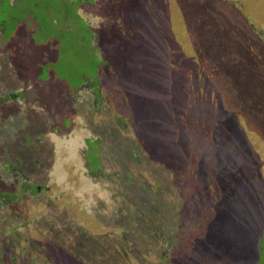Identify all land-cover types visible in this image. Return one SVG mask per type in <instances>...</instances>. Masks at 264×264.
<instances>
[{"label":"rangeland","instance_id":"1","mask_svg":"<svg viewBox=\"0 0 264 264\" xmlns=\"http://www.w3.org/2000/svg\"><path fill=\"white\" fill-rule=\"evenodd\" d=\"M63 1L0 32V264H264V0Z\"/></svg>","mask_w":264,"mask_h":264},{"label":"trees","instance_id":"2","mask_svg":"<svg viewBox=\"0 0 264 264\" xmlns=\"http://www.w3.org/2000/svg\"><path fill=\"white\" fill-rule=\"evenodd\" d=\"M32 1L33 0H14V1H12V0H0V32H3V33H1L3 36H5V37H10L11 36L9 34L7 35V33H6L7 29H10V26H9V22L10 21L12 22V25H13L12 26L13 32H14V30L17 28V26L19 24L31 22L30 16L33 17L31 15L33 10L32 9L29 10V8H30V4H31ZM80 1L81 0H77V2H80ZM64 2H65V4H67L66 10L70 14V15L68 14L67 17H66L67 22H70L71 24H75V26H78V23L82 24L83 28L89 30L90 29L89 24L84 19H82L80 14H78L76 11H74L73 13L69 12L68 4L70 3V0H64L62 2L61 6H63ZM33 4H38V2L36 1ZM71 4H74L75 6L77 5V3H74V2L71 3ZM49 9L50 8H48V12H49ZM45 12H46V10H45ZM1 13L3 14V16L1 15ZM59 20L62 23L65 22L62 18H59ZM52 21H53V19H52ZM13 32H11V33L13 34ZM97 69H98V65H97ZM98 72H97V77H98ZM70 84H72V83H70ZM71 86H73V85H71ZM73 87H77V86H73ZM29 139H30V137H29ZM87 142H89L88 152L89 153L90 152H95L98 155L96 143L92 142L90 139H88ZM88 157H89V154H87V158ZM92 169L95 170L94 172L102 169L101 168V164H100L99 155H98V158L95 159V164H92ZM204 184H205V186L209 187L211 185V182L208 181V185H207V182H206V179H205L203 181V184L198 183V182L194 183V184L191 185V187H192L191 190H196L197 185L198 186H202ZM32 191H33L34 195L38 194L39 191L36 188V185L33 187ZM262 244H263V250L262 251H263V254H264V238L262 240ZM17 251H18V249H17ZM13 254L16 256L17 252H13ZM13 254L11 255V261H19L20 258L15 257Z\"/></svg>","mask_w":264,"mask_h":264},{"label":"flooded vegetation","instance_id":"3","mask_svg":"<svg viewBox=\"0 0 264 264\" xmlns=\"http://www.w3.org/2000/svg\"><path fill=\"white\" fill-rule=\"evenodd\" d=\"M14 97V96H13ZM19 175H22L21 177H20V180L22 179V182L24 181V183L22 184V191L23 192H27V191H32V189H33V184H28L27 182L29 181L28 180V178H29V175H26V174H22V170L20 169V174ZM28 177V178H27ZM16 187H18V186H16ZM36 188L38 189V191H39V189H40V187L38 186V185H36ZM16 191V189H14L12 192H7V193H5V192H3V193H1L0 194V203H4V201L5 202H8V201H12V202H14V201H17V200H19V194L18 193H16L17 194V198L15 197V194H11V193H14ZM34 194V193H33ZM19 202V201H18Z\"/></svg>","mask_w":264,"mask_h":264},{"label":"crops","instance_id":"4","mask_svg":"<svg viewBox=\"0 0 264 264\" xmlns=\"http://www.w3.org/2000/svg\"><path fill=\"white\" fill-rule=\"evenodd\" d=\"M20 95H21V93H15L14 95H12V99H17Z\"/></svg>","mask_w":264,"mask_h":264}]
</instances>
